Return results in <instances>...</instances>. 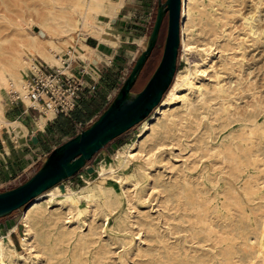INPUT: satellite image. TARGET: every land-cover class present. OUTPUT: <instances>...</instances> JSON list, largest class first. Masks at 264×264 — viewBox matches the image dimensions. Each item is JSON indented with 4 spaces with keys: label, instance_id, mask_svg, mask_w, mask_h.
<instances>
[{
    "label": "rangeland",
    "instance_id": "374dc122",
    "mask_svg": "<svg viewBox=\"0 0 264 264\" xmlns=\"http://www.w3.org/2000/svg\"><path fill=\"white\" fill-rule=\"evenodd\" d=\"M71 1L0 0L2 121H8L5 116L14 118L8 100V93L14 91L6 81L4 65L18 46L23 47L21 55L27 59L28 48L39 38L44 39L39 43H58L71 37L94 47L86 39L92 37L98 42L103 36L108 41L98 43V48L90 52L91 56H99L101 70L113 50L109 46L118 43L125 50L116 72L117 82L123 79L122 86L130 63L152 30L149 22L156 0L138 8L140 23L124 15L119 20L122 15L118 9L111 18L100 16L90 24L80 21L82 0L80 12L73 11L75 22L67 26L70 31L66 28V36H56L55 28L67 21ZM110 4L111 0L103 10ZM188 6L186 42L192 51L182 52L178 42L171 82L177 72L184 74L188 70L201 91L180 90L184 97L162 108L154 120H150L154 110L149 111L151 114L148 112L115 139H109L77 170L81 178L75 173L58 182L62 190L94 193L89 204L81 200L80 215L67 205L43 202L28 215L29 231L20 222L25 206L0 218V264H264V0H189ZM164 14L158 39L137 78V86L160 57L166 29ZM113 20L119 21V26L113 25ZM78 62L72 60L75 65ZM61 71L69 74L66 67ZM115 87L116 84L113 92H108L110 97L120 88ZM108 89L102 87L86 94L87 108L81 105L82 100L78 101L80 119H89L83 128L107 104L103 93ZM164 97L163 94L159 102ZM47 111L41 125L37 120L43 113L36 120L38 126L53 116ZM28 112L38 114L31 107ZM59 118L54 119L57 123L53 127L45 128L37 154L48 153L74 134V120L63 115ZM146 126H150L149 130L130 151L134 153L132 158L123 162L124 152L130 150ZM1 128L5 130L2 123ZM6 134L2 131V135ZM35 155L31 153L30 157L35 159ZM43 160L28 167V176ZM22 161L25 167L29 156ZM101 166L111 167L114 174L100 175ZM21 172L16 170L14 175ZM20 177L15 181L1 179L0 190L26 179L24 175ZM99 183L109 188V194L97 195L94 187ZM7 219L12 225L4 229ZM15 224L17 230L11 231ZM7 232L12 246L5 237ZM19 234H26L30 252L21 248ZM11 249L25 258L18 260Z\"/></svg>",
    "mask_w": 264,
    "mask_h": 264
},
{
    "label": "bare ground",
    "instance_id": "6f19581e",
    "mask_svg": "<svg viewBox=\"0 0 264 264\" xmlns=\"http://www.w3.org/2000/svg\"><path fill=\"white\" fill-rule=\"evenodd\" d=\"M108 1L109 0H85L83 4V9L80 13L81 14L80 21L86 24L88 23L90 24V23H96L100 16L111 18L121 6L122 0H111V4L106 9V11H104L103 8L105 7V4L108 3ZM81 2L82 0L71 1L70 7L72 9L67 14V21L63 19L64 20L63 26H59V27L52 26V27H56L55 28L56 36L67 35L66 33L69 29L67 26H69V23L73 21L75 22L73 17L74 16L73 11L79 10V8L81 7L80 6ZM188 2L189 0H177V7H178L177 15H176V0H165L163 3L160 2L157 3L156 18L160 10L162 11L166 10L167 13L166 36L163 43V51L160 62L157 65L156 69L154 70L152 76L144 86V88H142V90L137 93L127 92V88L131 83V81L133 80V77L142 59L148 53L149 49H151L150 48L151 45L148 46V44L150 40L152 39L154 40V37L156 36L155 32L153 31V28L149 32L145 41V45L143 49H141L142 51L140 50L138 56L136 57L130 72L123 81L122 86L118 89V91H116L115 95L112 97L109 106L106 107L96 119L90 122L88 126L79 130L78 134H76L74 137L69 138L62 144L58 145L57 147L53 148V150H51L49 155L44 158L42 167L26 182L22 183L21 185H19L14 189L0 193V212H3L13 207L14 205H17L20 202L26 200L27 198L32 196L36 191L50 184L54 180L62 177L64 175L63 173L72 172L83 162V160L89 155V153L95 147L101 144L109 136L117 133L119 130L129 125L135 119L142 116L145 113L143 111L147 110L149 106L154 103V101H152V97L154 96L160 83L163 81L164 75L167 72V69L170 66V64H171V69L169 71V77H171V79L168 85L166 83L167 87L164 89L162 93V96L164 94L165 97L164 99H162L161 102H159L162 98L161 96V98L150 110L151 112L153 108L156 107L152 113V117L150 120H154L158 114H161L162 108L171 107L176 100L183 98L184 95L179 94L180 90H185L189 92L192 91L193 93L196 92L199 93L201 91L200 85H197L195 83V80H193L191 76V72L188 70H186V73L184 74H180L179 72H177L174 78V82H171L175 73V71H173L174 72L172 74L173 76H171V72L173 69L175 45H176V21H178V31H179L178 42L181 51L184 53H188L192 51V46H190L186 42L187 33L185 28V24H186L185 21H187L189 18ZM97 29H99V25ZM38 40H44V39L39 38ZM38 40H35L34 44L32 45L30 44L31 46L28 48L27 51L29 52L27 59L23 58L21 55V53L24 51L23 47L18 46L20 48L18 50L13 49V51H11L8 63L4 65L5 67L4 71L8 74V80L6 79L5 80L8 82L9 88L14 91V92H10L9 94L13 96L16 95L17 93V95L22 98L24 106L25 105L27 106V103L30 105L38 104L37 102L29 99V97L26 94L27 89L25 87V76L28 75L29 71L35 72L36 63L34 61L36 59L38 60L39 58L40 61H42L46 65L57 67V69H59L60 71L65 67L63 64V61L65 60L67 61L79 60L85 63L88 60L96 59L95 56L90 55V52L94 51V49L87 47V45H84L76 38L69 37L66 38V40L64 41H59L58 43H56L57 41L56 42L53 41L54 43H39L42 41H38ZM98 40L99 43L108 41L103 36H100ZM172 45L174 51L172 56V63H170L169 55L171 52ZM205 55L207 57V53ZM197 66H198L197 64L194 65V68H196ZM3 77L2 74L0 73V80H2ZM2 112L3 109L0 107V116ZM49 112L51 113L50 110L47 111L48 114ZM44 114L45 112L41 114V116L42 115L43 116L37 120L38 124H40L41 120H43V117H45ZM48 114L47 116H49ZM0 123H2L3 126H6L8 130H12V129L17 130L19 136H21L20 130L22 127L18 122L2 121V119L0 118ZM149 127L150 126H146L141 132L139 131L140 133L133 140L132 142L133 145L130 148V150L124 152L122 156L123 162L132 158L134 153H130V151L136 149L139 143V139L145 134V132L149 130ZM77 153H80V155L71 162H68V159L72 155ZM120 166L123 167L124 164L121 162ZM114 172L115 171L111 167L104 168L101 166L99 173L100 175H111L114 174ZM57 175L59 176L56 177ZM50 179H52L51 182H49L46 185L43 184L44 182H46L47 180L49 181ZM94 188L96 189L97 195H103L106 192H108L107 194H109V188L105 187L103 184L99 183ZM93 195L94 193H92L91 190L85 192L74 191L71 189L62 190L60 188V184L58 185L57 182L56 184L50 186L49 188L37 194L35 197L29 200V202H27V204L24 207V211L21 215L20 222L26 228V231H29L28 215L31 211L36 210L39 206H41L43 202H47V203L55 202L56 204L67 205L69 208H72V210H74L77 215H80V213L82 212V208L80 209L81 200H84L88 203L89 201H91ZM10 230L16 231L15 226H13ZM25 235L26 234L23 235L19 234L18 241L19 244L21 245V248L25 251H28L30 249V246L27 243V237H25ZM5 237L8 239V243H10V246H12V240L10 238L9 232L6 233ZM0 251H2L1 248ZM11 251L15 256H17L18 260H22L25 258L21 253H18L15 250L11 249ZM28 252H30V250Z\"/></svg>",
    "mask_w": 264,
    "mask_h": 264
},
{
    "label": "built area",
    "instance_id": "2783aa9c",
    "mask_svg": "<svg viewBox=\"0 0 264 264\" xmlns=\"http://www.w3.org/2000/svg\"><path fill=\"white\" fill-rule=\"evenodd\" d=\"M35 63V72L31 71L25 76L27 96L40 105V107H38L31 104L25 107L36 109L38 114L33 116L35 119H37L41 113H44V110H50L53 113V116L48 118L49 120L53 119L58 114L69 116L72 111L76 109L79 100L86 98V94L89 95L96 91L97 84H99V79L101 77L99 61L97 60H88L85 63L80 61L76 65L72 63V60L63 61L64 66L71 71L70 74L60 71L57 67L46 65L37 59ZM115 88L117 89V87ZM111 90L113 92V88L109 91ZM8 100L10 102L23 103L22 98L17 94L13 96L9 94ZM87 120H74L72 123L75 129L74 133L83 128ZM80 173L81 172L77 171L76 175L81 178ZM22 175L27 178L28 172L24 171ZM22 175L15 176L13 181L19 180ZM19 183L21 182L19 181ZM3 227H8L6 221Z\"/></svg>",
    "mask_w": 264,
    "mask_h": 264
},
{
    "label": "crops",
    "instance_id": "0c3cea01",
    "mask_svg": "<svg viewBox=\"0 0 264 264\" xmlns=\"http://www.w3.org/2000/svg\"><path fill=\"white\" fill-rule=\"evenodd\" d=\"M151 0H128L124 3H122V5L119 8L118 12H121L122 16H119V20L120 18H123L124 16H127V19L130 20L131 22L135 23L138 22L140 23V16L138 15L140 13V10H138V8H142L141 6H145L146 4L148 5L149 2ZM134 2H137L134 4ZM138 2L141 4H138ZM129 11H131V13H129ZM131 18H133L131 20ZM113 25L116 23L117 26H119V21H112L111 22ZM92 38V37H91ZM93 41L91 43H87L89 45H93L94 47H90L87 45V47L92 48L94 50H96L98 48V42H95L96 40L94 38H92ZM95 40V41H94ZM86 45V44H84ZM119 44L117 43L114 47H110V50H112L111 55L108 59V64L107 63H102V68H109L114 70V63H115V57L114 55H118L119 57H122L125 50H122V48L118 47ZM96 47V48H95ZM103 48V46L101 47ZM96 59H99V56L96 57ZM67 72L70 74V70L67 68ZM100 75H101V69H100ZM102 88L101 83L99 82V84H97V89ZM96 89V90H97ZM108 91V90H107ZM106 91V93H103L104 98L106 96V94L108 93ZM11 104L9 105L14 118H6L8 121H15L18 122L21 125V136H19L18 131L15 129L12 130H8V128L5 126V130L1 128L0 130V185L2 184L1 179H5L4 181L10 180L13 181V178L17 175H21L24 173V171H26L28 169L29 166L33 165L36 161H38V159L47 157L49 155V153L51 152V150H53V148L57 145H53L51 148V150L48 153H44L43 151H40L39 154H37V152L35 150L38 151V147L42 145V141H44V137H45V128L48 130L49 127H47V125L51 127H53V124H56L54 122L55 120L59 121V117H61V115L63 114H58L56 115V117H54L53 119H48L45 120L43 122V126H37L36 120L33 116H36L35 114H29L28 112V108H25L24 104H19V102H10ZM110 104V103H109ZM108 104V105H109ZM59 116V117H58ZM64 118L68 117L63 115ZM81 117V116H80ZM68 119V118H67ZM23 121V122H22ZM49 121V123H48ZM80 130V129H79ZM78 130V131H79ZM2 131H7L8 134L6 135H2ZM78 131L75 132L74 134L72 133L71 136H69L67 139L74 137L76 134H78ZM35 137V140H33L32 138ZM65 139V140H67ZM64 140V141H65ZM63 143V142H62ZM33 146V148L31 147ZM30 150V151H29ZM26 151L25 154H23L22 156L20 155V152L24 153ZM31 153H33V155H35V159H33V157L31 156ZM27 155L30 158V162L26 164V166L24 167L23 164V158L27 157ZM43 156V157H42ZM22 170V172L20 174H15L14 172L16 170ZM34 171L31 172V174ZM30 174V173H29ZM11 177V178H10ZM24 181V180H23ZM16 226V230H17V224H15ZM5 229V227H3ZM10 235V233H9ZM11 237V235H10Z\"/></svg>",
    "mask_w": 264,
    "mask_h": 264
},
{
    "label": "water",
    "instance_id": "95a60500",
    "mask_svg": "<svg viewBox=\"0 0 264 264\" xmlns=\"http://www.w3.org/2000/svg\"><path fill=\"white\" fill-rule=\"evenodd\" d=\"M164 1V0H163ZM163 1L162 2H160V3H163ZM159 3V2H158ZM161 11L162 10H160L159 12L161 13ZM177 11H178V7H177V0H176V15H177ZM164 12H166V10L165 11H163V13ZM162 13V14H163ZM159 14V13H158ZM155 15H156V10H155ZM162 16V15H161ZM159 18H161L160 17V15L158 16L157 15V18H156V21H155V16H154V21H153V24H152V26H151V29H152V27H153V25H154V27H153V31L156 29V31H157V28L156 27H158V24H159V21H160V19ZM155 22V23H154ZM166 25H167V13H166ZM165 32H166V29H165ZM155 35H156V32H155ZM154 39H155V37H154ZM164 39H165V35H164ZM153 42H154V40H153ZM163 43H164V40H163ZM152 40H150V42H149V44H148V46H152ZM177 45H178V21H176V45H175V53H174V58H173V69H172V72H171V76H172V74H173V71H174V62H175V56H176V50H177ZM151 48V47H150ZM162 48H163V45H162ZM142 51V50H141ZM149 51H150V49H149ZM149 51H148V53H149ZM173 45H172V47H171V52H170V55H169V61H170V63H172V56H173ZM161 52H162V50H161ZM147 53V54H148ZM147 54L145 55V57L147 56ZM145 57L142 59V61H141V63L143 62V60L145 59ZM160 57H161V54H160ZM160 57H159V60H160ZM159 60H158V62H159ZM135 61V60H134ZM134 61H133V63H134ZM158 62H157V64H158ZM141 63H140V65H141ZM140 65H139V67H140ZM132 66H133V64H132ZM131 66V67H132ZM157 66V65H156ZM156 66H155V68H156ZM139 67H138V69H139ZM154 68V69H155ZM131 69V68H130ZM130 69H129V71H130ZM138 69H137V71H138ZM170 69H171V64H170V66L168 67V69H167V72L165 73V75H164V78H163V81L160 83V85L161 84H163L164 83V81H165V83L160 87V85L158 86V88H157V90H156V92H155V94H154V96L152 97V101H154V103L153 104H151L150 106H149V108L145 111V113L142 115V116H140L139 118H137V119H135L133 122H131L129 125H127L126 127H124L123 129H121V130H119L117 133H115V134H113V135H111V136H109L107 139H105L101 144H99L97 147H95L90 153H89V155L83 160V162L76 168V169H74L72 172H70V173H67V172H65V173H63L64 175L62 176V177H60V178H58V179H56V180H54L53 182H51V180L52 179H50L49 181L47 180L46 182H44L43 184H48L49 182H51L50 184H48V185H46V186H42L43 188H41V186H40V190H38V191H36V190H34V191H36L32 196H30L29 198H27L26 200H24V201H22V202H20L19 204H17V205H14L13 207H11V208H9V209H7V210H5V211H3V212H0V216L1 215H6L9 211H11L12 209H15V208H18V206H20L21 204H24V206L27 204V202H29V200H31L33 197H35L37 194H39L40 192H42L43 190H45V189H47V188H49L50 186H52V185H54V184H56L57 182H59L60 180H62V179H64V178H66V177H68V176H70V175H72V174H74V173H76L77 172V170L80 168V167H82V166H84V164L86 163V160L90 157V155H91V153L93 152V151H95L98 147H100L104 142H106V141H108L110 138H112L113 136H115V135H117V134H119L121 131H123V130H125V129H127L128 127H130L132 124H134V123H136V122H138L140 119H142L149 111H150V109L157 103V101L160 99V95H161V93L164 91V89L167 87V85H168V83H169V81H170V79H171V77H169V71H170ZM128 71V72H129ZM137 71H136V73H137ZM154 71V70H153ZM136 73H135V75H136ZM153 73V72H152ZM135 75H134V77H135ZM133 77V78H134ZM150 78V77H149ZM168 78H169V80H168ZM123 80V79H122ZM148 81V80H147ZM146 81V82H147ZM168 81V82H167ZM132 82V81H131ZM166 83H167V85H166ZM131 84V83H130ZM129 84V85H130ZM146 84V83H145ZM144 84V85H145ZM120 85H121V83H120ZM144 85H143V87H144ZM166 85V86H165ZM129 87V86H128ZM142 87V88H143ZM160 87V88H159ZM141 88V89H142ZM118 89V88H117ZM140 89V90H141ZM139 90V91H140ZM161 90V91H160ZM160 91V92H159ZM127 92L128 93H137V92H129L128 91V88H127ZM114 96V95H113ZM112 96V97H113ZM112 97H110V94H107L106 95V98L107 99H109L110 98V100L112 99ZM111 102V101H110ZM109 102V103H110ZM107 107V106H106ZM105 109V108H104ZM103 109V110H104ZM102 110V111H103ZM101 111V112H102ZM100 112V113H101ZM99 113V114H100ZM99 115H97L96 116V118L98 117ZM95 118V119H96ZM94 120V119H93ZM33 140H35V137H33L32 138ZM80 155V153H77V154H74V155H72L69 159H68V162H71L72 160H74L75 158H77L78 156ZM44 161V160H43ZM42 164H43V162H42ZM42 164L40 165V167L37 169V170H35L30 176H28L24 181H22V183H24V182H26L30 177H32L41 167H42ZM90 170V169H89ZM59 175H57L56 177H58ZM55 177V178H56ZM22 183H19V184H17V185H15V186H13V187H10V188H6V189H4V190H1L0 191V193H2V192H5V191H8V190H11V189H14V188H16V187H18L19 185H21ZM38 188V187H37ZM39 189V188H38ZM33 191V192H34ZM6 223H7V225L9 226L10 224H9V222H8V220H6Z\"/></svg>",
    "mask_w": 264,
    "mask_h": 264
},
{
    "label": "trees",
    "instance_id": "16d2710c",
    "mask_svg": "<svg viewBox=\"0 0 264 264\" xmlns=\"http://www.w3.org/2000/svg\"><path fill=\"white\" fill-rule=\"evenodd\" d=\"M163 0H156V4L158 3V2H162ZM165 1V0H164ZM155 10H157V5L155 6ZM155 10H154V12H153V15H152V17H151V20H150V22H149V29L151 28V26H152V24H153V21H154V16H155V21H156V15H155ZM156 14H157V12H156ZM163 17H164V13L162 14V16H161V18H160V21H159V24H158V27H157V31H156V36H155V39H154V42H153V44H152V46H151V49H150V51L152 50V48L154 47V45H155V43H156V41H157V39H158V35H159V31H160V27H161V22H162V19H163ZM155 23V22H154ZM153 27H154V25H153ZM152 27V28H153ZM165 36H166V32H165V34H164ZM93 41V39L92 38H87L86 39V42L87 43H91ZM149 51V52H150ZM162 51H163V48H162ZM148 56L150 55V53H148L147 54ZM148 56H146L145 57V60H143L144 62H142L141 63V65H140V67H139V70L137 71V73H136V75H135V79L133 78V80H132V82H131V84L129 85L130 86V90H131V92H139V90L143 87V85L145 84V83H147L148 81L147 80H149L150 78L149 77H151L152 76V72H154L153 70H155L156 68H155V66L156 65H158L159 64V62H160V60H159V58H158V60H159V62H158V64H157V62L153 65V67L149 70V72L147 73V75H146V77H145V79H144V81L140 84V85H138L137 86V78H138V76L143 72V69H144V66H145V64H146V62H147V58H148ZM161 56H162V52H161ZM114 57H115V63H114V70H112V69H109V68H102V70H101V77H100V79H99V82L101 83V85H102V87H107V88H109L111 85H113V84H116V87L117 88H119L120 87V83L122 82V80H121V82H117L116 81V76H117V74H116V72L117 71H119V66H120V64H121V62H123V59H122V57H119L118 55H114ZM160 59H161V57H160ZM132 64H133V61L130 63V65H129V69L131 68V66H132ZM157 67V66H156ZM155 68V69H154ZM129 69H128V71H129ZM128 72H126V74H127ZM147 81V82H146ZM146 85V84H145ZM144 85V86H145ZM144 88V87H143ZM142 90V89H141ZM140 90V91H141ZM106 99V98H105ZM111 100H110V98L109 99H106V105L104 106V108H106V106L108 107L109 105V102H110ZM81 105L83 106V107H85V108H87V99H82V101H81ZM77 108V107H76ZM103 108V109H104ZM156 108V107H155ZM155 108H153V110L155 109ZM78 110V109H77ZM76 109H74L73 110V115L72 116H68V117H66V118H68V119H70V120H76V119H79L80 120V115H79V111H77ZM152 110V111H153ZM151 114V113H150ZM75 115V116H74ZM99 115V114H98ZM118 136V134L117 135H115V136H113L112 137V139H115L116 137ZM111 139V138H110ZM107 143V141L106 142H104L100 147H98L95 151H93L92 153H91V155H90V157L96 152V151H98V150H100L105 144ZM119 143H117L116 144V146L118 145ZM75 174V173H74ZM73 175V174H72ZM72 175H70V176H72ZM1 191V190H0ZM24 206V204H21L20 206H18V208H15V209H12L11 211H9L6 215H9L12 211H14V210H16V209H20L21 207H23ZM6 215H1L0 216V218H3V217H5ZM8 220V222H9V224H10V226L12 225V222L9 220V219H7ZM3 224V223H2ZM3 226V225H2Z\"/></svg>",
    "mask_w": 264,
    "mask_h": 264
},
{
    "label": "flooded vegetation",
    "instance_id": "af4514ba",
    "mask_svg": "<svg viewBox=\"0 0 264 264\" xmlns=\"http://www.w3.org/2000/svg\"><path fill=\"white\" fill-rule=\"evenodd\" d=\"M118 78H119V76L117 75V76H116V81L118 80ZM114 86H115V84L111 85V86L109 87V89H108L107 92H109V90H110L112 87H114ZM103 98H104V95H103Z\"/></svg>",
    "mask_w": 264,
    "mask_h": 264
}]
</instances>
